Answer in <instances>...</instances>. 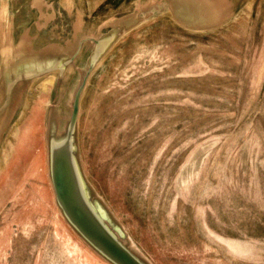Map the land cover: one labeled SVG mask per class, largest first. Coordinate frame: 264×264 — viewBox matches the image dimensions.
I'll return each instance as SVG.
<instances>
[{"label": "rangeland", "instance_id": "1", "mask_svg": "<svg viewBox=\"0 0 264 264\" xmlns=\"http://www.w3.org/2000/svg\"><path fill=\"white\" fill-rule=\"evenodd\" d=\"M93 0V5L95 4ZM131 33L89 77L79 146L93 192L153 264H264V43ZM83 53L68 83H77ZM50 86L0 146V264H109L68 225L47 167Z\"/></svg>", "mask_w": 264, "mask_h": 264}, {"label": "water", "instance_id": "2", "mask_svg": "<svg viewBox=\"0 0 264 264\" xmlns=\"http://www.w3.org/2000/svg\"><path fill=\"white\" fill-rule=\"evenodd\" d=\"M95 1L0 0V146L6 126L24 113L27 91L50 86L48 178L62 217L109 264H153L127 242L126 230L85 176L78 133L89 77L131 33L158 22L192 39L218 41L247 20L261 46L264 0ZM83 53L85 67L71 86L68 79Z\"/></svg>", "mask_w": 264, "mask_h": 264}]
</instances>
